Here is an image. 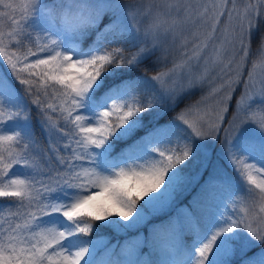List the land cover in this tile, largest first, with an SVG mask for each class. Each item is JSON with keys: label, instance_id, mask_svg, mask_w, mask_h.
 <instances>
[{"label": "snow or ice", "instance_id": "obj_1", "mask_svg": "<svg viewBox=\"0 0 264 264\" xmlns=\"http://www.w3.org/2000/svg\"><path fill=\"white\" fill-rule=\"evenodd\" d=\"M0 5V264H264V0Z\"/></svg>", "mask_w": 264, "mask_h": 264}, {"label": "trees", "instance_id": "obj_2", "mask_svg": "<svg viewBox=\"0 0 264 264\" xmlns=\"http://www.w3.org/2000/svg\"><path fill=\"white\" fill-rule=\"evenodd\" d=\"M6 2L12 3L14 5V0H6ZM237 2L238 3H244V2H246V0H237ZM253 2H255V0H253ZM8 11L9 10L6 9L3 5H0V12H8ZM141 21H142V19H141ZM141 26H145L143 21L141 22ZM92 39L93 38L91 36L88 37V39H86L84 41V44H88ZM252 53H254V55L250 56L249 62L245 66V69H244L245 75L243 76V78L241 80V83L238 84L235 87V89L233 90L232 98H231V100L229 101V104H228V113L229 114L233 113L234 106H235V101L240 96V94H241V92H242V90L244 88L243 87L244 83H246L247 73L252 70V61L259 62V54L257 53V45L255 43L252 44ZM176 56H177V59L180 58L179 57V53H176ZM31 59H35V57H32ZM169 66H171V65H169ZM6 71H8L7 65L3 61L2 57H0V73H4ZM226 77L228 78V76H225L223 79H221V78H217V76L214 75L213 73H209V75H208V79L214 81L216 86H219V85L223 84L224 80L227 79ZM17 87H19V85H17ZM209 91H210V88L207 87V86L205 88H203V89H196L195 90V95H193L190 99L186 100L184 103L185 104H189V103H193L194 104L197 100H200L202 96L207 95V93ZM211 103H213V100L210 98L209 99V104H211ZM182 107H183V105H182ZM55 115H58V114H54V116ZM172 115H174V113H170L167 117H165V119H171ZM33 123L35 124V112L34 111H33ZM61 123H62V121H61ZM35 131H36L37 140L40 141L41 144L45 145V147H46L47 142L45 141L44 135H43V133L41 132V130H40V128L38 126H36ZM40 167H41L42 171H44V172L48 171V166L44 165L42 162H41ZM188 198H190V196ZM236 207L240 208L241 210L243 209V205L242 204L238 205ZM16 211H18V209H7L6 208L3 212H0V225H4L5 227H7L8 223L10 222V218L12 217V214L14 212H16ZM11 222L20 223L22 221L19 220V219H12ZM124 238L125 237L122 234L121 235H117L115 233V231H113V230H110V229H105L104 230V239L107 242H109L110 245H116L118 242L119 243H123ZM257 256H264V253L257 252Z\"/></svg>", "mask_w": 264, "mask_h": 264}, {"label": "rangeland", "instance_id": "obj_3", "mask_svg": "<svg viewBox=\"0 0 264 264\" xmlns=\"http://www.w3.org/2000/svg\"><path fill=\"white\" fill-rule=\"evenodd\" d=\"M24 2H25V0H14V5L15 6H19V5L23 4ZM152 2H153V0H143V4H144L145 7L147 5H149V4H151ZM189 2H191L193 4H201V3H211V2H214V0H189ZM15 16H16L17 19L20 16V12H19V8L18 7H17V11L15 12ZM142 21L144 22L145 25H147V23L149 22V18L148 17H144V18H142ZM225 23H226V18L225 17H221V25L219 27L222 29ZM8 24H9V21H8L7 17H0V26H3V28L5 30H8ZM206 28H207V26L200 27L199 31L200 32H204L206 30ZM185 34L189 35V36L191 35L190 33H185ZM216 35H217L216 46H214L212 43L209 44V47L207 49H205L204 52L202 53L199 62H195V61L193 62L194 70L202 71L205 59L208 60V63H209L210 66L212 65V61H213V59L215 57L216 47L219 46L220 39H222L220 31H218ZM189 48H191V44H189ZM226 57H227V54H225V62H226ZM257 63H259V62H257ZM257 71L259 72L260 69L258 68ZM218 72H219V67L218 66L210 67L209 73H213L214 75L217 76V78H221L220 76L217 75ZM225 76H227V75H225ZM223 78H221V79H223ZM246 82H247V80H246ZM261 89H262V85L260 84L259 77H258L254 87L249 91V96L259 100V98H260V96L262 94L261 93ZM243 92H244V88H243L240 96L243 94ZM240 96L235 101V106H234L233 113L232 114L231 113L230 114L227 113L225 115V119L226 120H230L232 118V115L236 113V102L240 99ZM258 109H259V105L258 104L254 105V110H258ZM0 118H5V117H0ZM223 127L227 128V124L223 125ZM260 178L264 179V177H260ZM258 208H259V204H257V209Z\"/></svg>", "mask_w": 264, "mask_h": 264}]
</instances>
